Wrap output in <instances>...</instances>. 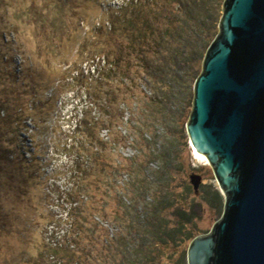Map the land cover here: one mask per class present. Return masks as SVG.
Segmentation results:
<instances>
[{
    "label": "rangeland",
    "instance_id": "rangeland-1",
    "mask_svg": "<svg viewBox=\"0 0 264 264\" xmlns=\"http://www.w3.org/2000/svg\"><path fill=\"white\" fill-rule=\"evenodd\" d=\"M124 1L0 0V264H56L48 263L42 255H46V242L65 215L60 196L68 185H77L84 178L87 152L75 143L83 138L76 124L87 108L89 89L99 90L103 85L101 89L110 97L117 83V77H111L110 63L98 58L99 70L89 67L92 29L101 24L109 30L108 9L116 12ZM204 3L210 6L213 0ZM221 9L220 18L223 6ZM201 47L197 56L204 61L206 53ZM111 52L115 57L121 50L114 45ZM185 71L175 68L164 82L141 83L147 97L132 93L129 110L119 127L126 134L129 120L135 128L134 136L116 154L115 150L110 151L115 159L121 154L126 158L139 155L136 163L145 160L149 180L140 187L144 197L140 209L157 198L158 189L162 190V199H174L165 186L167 175H156L160 169H178L177 186L169 184V190L174 189L176 195L182 190L179 182H189L194 190L190 177L201 175L198 194L187 195L189 201L197 202L192 212V230L198 237L211 232L223 218L226 198L208 159L199 156L191 144L187 124L193 110L195 84ZM116 107L110 109L112 114ZM99 110L95 107L92 116L98 115ZM108 133L102 129L97 137L109 141ZM134 138L136 145L132 144ZM144 138L147 144L139 148L137 145ZM123 179L128 181V175ZM215 189L221 193L222 201ZM148 211L153 212L144 208L142 213L149 215ZM166 217L174 219L171 212ZM95 219L101 221L97 215ZM155 222L159 224L160 219ZM104 225L113 238L116 228L109 222ZM125 237L139 244L151 239L143 229L136 235L126 233ZM188 249L181 255L180 264H188ZM108 253L109 257L98 264H117L115 259L120 257H112V251ZM136 261L144 260L139 257Z\"/></svg>",
    "mask_w": 264,
    "mask_h": 264
},
{
    "label": "trees",
    "instance_id": "trees-1",
    "mask_svg": "<svg viewBox=\"0 0 264 264\" xmlns=\"http://www.w3.org/2000/svg\"><path fill=\"white\" fill-rule=\"evenodd\" d=\"M224 1L213 0L208 6L204 0H125L116 12L111 7L108 9L111 11L109 30L101 24L92 29L94 39L89 67L95 72L99 70L96 66L98 58L100 62L110 63L111 77H117V83L110 97H106L107 93L101 89L103 85L99 90L90 88L88 91L87 108L76 124L83 132V138L75 142L87 152L82 172L84 178L77 185H68L60 196L65 215L62 214L46 242L47 252L42 256L48 263L98 264L109 257L108 251H112V257L123 260L121 263L120 259H115L117 264L126 261L128 264H180L181 255L196 237L192 230L195 221L192 212L197 202L189 201L187 195L198 193L185 180L179 182L178 187L182 188L179 195L174 189L169 190L170 183L172 187L174 183L177 186L178 169L164 167L156 175H167L165 186L174 199L166 201L161 198L162 190H156L159 192L157 198L144 206L153 212L148 211L149 215H145L142 213L144 208L140 209L144 198L140 187L149 180L145 160L142 158L136 163L139 155L126 158L121 154L118 160L110 149L116 154L134 136L135 128L129 120L126 134L119 127L127 108L129 110L132 93L147 97L141 83L164 82L170 70L180 67L195 84L203 63L202 56H197V49L202 46L203 53H207L218 35L219 12ZM114 45L121 50L115 57L111 52ZM120 99L122 103H119ZM95 107L100 110L94 117ZM114 107L112 114L110 109ZM102 129L109 130V141L97 137ZM135 141L134 138L133 145H136ZM146 142L144 138L137 146L141 148ZM125 175H128V181L123 179ZM208 188L214 187L209 185ZM214 192L222 201L221 193L216 189ZM167 212H171L173 220L166 217ZM96 215L101 221L95 219ZM156 219H160L159 224ZM104 222L116 228L113 238L109 237L110 231ZM142 229L150 236V242L139 244L126 239V233L136 235ZM166 253L171 257L168 258ZM139 257L144 261L138 263Z\"/></svg>",
    "mask_w": 264,
    "mask_h": 264
},
{
    "label": "water",
    "instance_id": "water-1",
    "mask_svg": "<svg viewBox=\"0 0 264 264\" xmlns=\"http://www.w3.org/2000/svg\"><path fill=\"white\" fill-rule=\"evenodd\" d=\"M194 92L187 131L226 204L188 264H264V0L224 1ZM190 179L198 192L202 176Z\"/></svg>",
    "mask_w": 264,
    "mask_h": 264
},
{
    "label": "bare ground",
    "instance_id": "bare-ground-1",
    "mask_svg": "<svg viewBox=\"0 0 264 264\" xmlns=\"http://www.w3.org/2000/svg\"><path fill=\"white\" fill-rule=\"evenodd\" d=\"M199 156H201L203 159L207 160V157L199 152H197Z\"/></svg>",
    "mask_w": 264,
    "mask_h": 264
}]
</instances>
